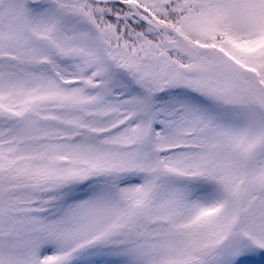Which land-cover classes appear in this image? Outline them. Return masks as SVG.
<instances>
[{"label": "snow or ice", "instance_id": "snow-or-ice-1", "mask_svg": "<svg viewBox=\"0 0 264 264\" xmlns=\"http://www.w3.org/2000/svg\"><path fill=\"white\" fill-rule=\"evenodd\" d=\"M0 264H264V0H0Z\"/></svg>", "mask_w": 264, "mask_h": 264}]
</instances>
